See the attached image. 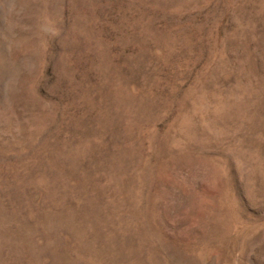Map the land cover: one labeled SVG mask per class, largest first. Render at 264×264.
Segmentation results:
<instances>
[{
  "label": "rangeland",
  "instance_id": "374dc122",
  "mask_svg": "<svg viewBox=\"0 0 264 264\" xmlns=\"http://www.w3.org/2000/svg\"><path fill=\"white\" fill-rule=\"evenodd\" d=\"M0 264H264V0H0Z\"/></svg>",
  "mask_w": 264,
  "mask_h": 264
},
{
  "label": "bare ground",
  "instance_id": "6f19581e",
  "mask_svg": "<svg viewBox=\"0 0 264 264\" xmlns=\"http://www.w3.org/2000/svg\"><path fill=\"white\" fill-rule=\"evenodd\" d=\"M102 255V254H101ZM89 259V258H88Z\"/></svg>",
  "mask_w": 264,
  "mask_h": 264
}]
</instances>
